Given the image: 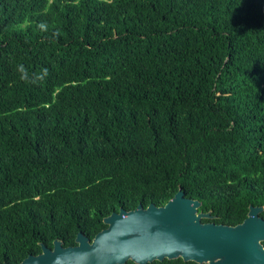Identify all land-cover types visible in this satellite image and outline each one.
<instances>
[{
	"label": "trees",
	"instance_id": "1",
	"mask_svg": "<svg viewBox=\"0 0 264 264\" xmlns=\"http://www.w3.org/2000/svg\"><path fill=\"white\" fill-rule=\"evenodd\" d=\"M180 189L264 207V0H0V264Z\"/></svg>",
	"mask_w": 264,
	"mask_h": 264
},
{
	"label": "water",
	"instance_id": "2",
	"mask_svg": "<svg viewBox=\"0 0 264 264\" xmlns=\"http://www.w3.org/2000/svg\"><path fill=\"white\" fill-rule=\"evenodd\" d=\"M200 207L180 189L165 206L112 213L104 219L107 228L92 241L80 232L77 245L68 248L55 240L52 249L42 245L39 255L20 264H149L179 258L198 264H264V207L250 206L237 226L204 223L211 213L199 212Z\"/></svg>",
	"mask_w": 264,
	"mask_h": 264
},
{
	"label": "flooded vegetation",
	"instance_id": "3",
	"mask_svg": "<svg viewBox=\"0 0 264 264\" xmlns=\"http://www.w3.org/2000/svg\"><path fill=\"white\" fill-rule=\"evenodd\" d=\"M42 245H44V244H41V248H42ZM53 246H54V242H53Z\"/></svg>",
	"mask_w": 264,
	"mask_h": 264
}]
</instances>
